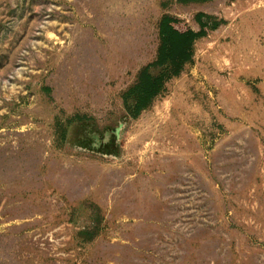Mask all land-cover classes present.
<instances>
[{
  "label": "rangeland",
  "instance_id": "rangeland-1",
  "mask_svg": "<svg viewBox=\"0 0 264 264\" xmlns=\"http://www.w3.org/2000/svg\"><path fill=\"white\" fill-rule=\"evenodd\" d=\"M0 264H264V0H0Z\"/></svg>",
  "mask_w": 264,
  "mask_h": 264
},
{
  "label": "trees",
  "instance_id": "trees-1",
  "mask_svg": "<svg viewBox=\"0 0 264 264\" xmlns=\"http://www.w3.org/2000/svg\"><path fill=\"white\" fill-rule=\"evenodd\" d=\"M181 1L188 2L193 0ZM203 16H205L203 12L197 15V21L201 25V30L198 32L185 27L179 18L164 16L161 19V46L158 59L155 63L149 64L143 71L142 82L134 91L137 102L150 98L158 89L159 78L153 76L150 72L153 67L166 70L167 68L180 66L191 59L193 55L192 43L206 31V25L200 20V17Z\"/></svg>",
  "mask_w": 264,
  "mask_h": 264
}]
</instances>
